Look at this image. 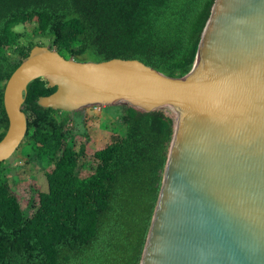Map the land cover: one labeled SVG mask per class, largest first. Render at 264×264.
Segmentation results:
<instances>
[{"label":"trees","instance_id":"obj_1","mask_svg":"<svg viewBox=\"0 0 264 264\" xmlns=\"http://www.w3.org/2000/svg\"><path fill=\"white\" fill-rule=\"evenodd\" d=\"M213 2L0 0V140L8 127L6 81L41 45L26 37H50V48L76 60L136 58L180 77L192 68ZM55 88L33 79L21 105L27 130L16 152H32L43 165L31 214L11 188L8 159L0 161V264H139L173 119L161 108L122 103L121 136L95 145L84 121L69 124L70 112L36 103Z\"/></svg>","mask_w":264,"mask_h":264},{"label":"water","instance_id":"obj_2","mask_svg":"<svg viewBox=\"0 0 264 264\" xmlns=\"http://www.w3.org/2000/svg\"><path fill=\"white\" fill-rule=\"evenodd\" d=\"M36 103L72 112L169 105L174 132L139 264H264V0H214L192 68L169 77L136 58L76 60L34 45L6 81L0 161L24 139Z\"/></svg>","mask_w":264,"mask_h":264},{"label":"rangeland","instance_id":"obj_3","mask_svg":"<svg viewBox=\"0 0 264 264\" xmlns=\"http://www.w3.org/2000/svg\"><path fill=\"white\" fill-rule=\"evenodd\" d=\"M31 25H28V29H31ZM17 30H24V26L16 27ZM27 40L31 39L33 42L50 46V37L31 36L26 37ZM26 38L22 41L26 42ZM168 116L173 119L174 125L176 122V111L169 105L160 107ZM121 110L120 106H103L93 105L86 106L79 110L70 112L69 124L78 121H84V124L89 130L93 132L94 144L99 145L102 142L116 139L121 136L123 132V126L118 125L116 117ZM77 141H80L79 136L76 137ZM32 152L17 151L8 159L9 167L11 171L8 173V180L11 188L16 194L21 208L29 215L33 211V203L36 202L37 191L40 184L43 183L42 163L37 159L31 158ZM30 156V157H29ZM29 158V159H27Z\"/></svg>","mask_w":264,"mask_h":264}]
</instances>
